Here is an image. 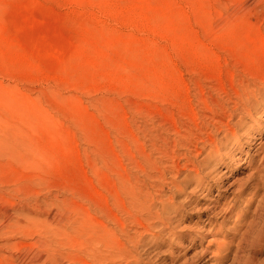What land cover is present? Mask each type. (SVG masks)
<instances>
[{
    "label": "rangeland",
    "instance_id": "374dc122",
    "mask_svg": "<svg viewBox=\"0 0 264 264\" xmlns=\"http://www.w3.org/2000/svg\"><path fill=\"white\" fill-rule=\"evenodd\" d=\"M261 79L264 0H0V264H264L211 254L264 220ZM250 87L242 150L196 189L188 141Z\"/></svg>",
    "mask_w": 264,
    "mask_h": 264
},
{
    "label": "bare ground",
    "instance_id": "6f19581e",
    "mask_svg": "<svg viewBox=\"0 0 264 264\" xmlns=\"http://www.w3.org/2000/svg\"><path fill=\"white\" fill-rule=\"evenodd\" d=\"M261 80H264V79H261ZM258 82V81H257ZM244 83V82H243ZM252 84H253V81H252ZM256 84V83H254ZM246 85V84H245ZM250 86V85H249ZM242 87V85H241ZM240 87V88H241ZM244 87V86H243ZM247 87V86H246ZM251 88L253 87H250L247 88V89H243V92L242 93H236V97H234L236 100L233 102L229 99H231V97L229 96L227 102L228 104L232 103L233 104V107H234V112L231 111V112H228V107L227 105H219L218 101V105L217 103H215L214 105L219 108L218 109V112H216L215 110L212 111V108L211 109V114L210 115H206V120L208 121V125L210 126V130L209 131H213V135H208V137H204L203 135H199V136H194L192 137L193 138V141L191 142L188 141V144L189 146L185 147V151L186 153L183 155L184 156V159H186V163L185 165L183 166V170H185L186 172H188V175L189 174H193V179L196 181V189H199L201 187V183H202V180H203V175H204V172L206 171V169L208 170V174L207 175H204V176H210V177H213L215 176L213 173V170L214 169H218L222 166H227L228 163H225L224 161V150L225 148H227L228 145H233V146H236V149L238 151H241L242 150V146L239 145V142H240V138H239V131L242 129V127L244 126V120H242L241 118H244L243 116L246 117L247 116H250V111H249V108H253L254 106V103L253 101H251V98H250V94H254L252 93L253 91L251 90ZM237 90V89H236ZM237 92V91H236ZM252 96V95H251ZM226 99V98H225ZM206 101V100H205ZM209 101H212V100H209ZM215 101V100H214ZM208 102V101H207ZM222 103V102H221ZM223 104V103H222ZM204 105V104H203ZM208 106V105H206ZM211 106V104H210ZM213 106V105H212ZM231 106V105H229ZM232 107V108H233ZM207 108V107H206ZM205 108V111L204 112H208V110H206ZM230 108V107H229ZM217 109V108H216ZM233 110V109H231ZM255 113V112H254ZM235 115L236 117L239 116L240 118L237 119V121L235 122H232V120L235 118ZM203 116V115H202ZM205 117V116H204ZM202 119V117H201ZM205 119V118H204ZM203 119V121H204ZM206 121V122H207ZM202 122V121H201ZM201 124V123H200ZM206 125V124H205ZM200 126V125H199ZM207 126V125H206ZM205 126V127H206ZM204 127V126H203ZM202 128V127H201ZM208 128V126H207ZM200 129V128H199ZM198 130V129H197ZM204 130V129H200V133L201 131ZM205 131V130H204ZM202 131V134H204L205 132L207 131ZM246 131V130H245ZM190 132H188V135L191 137L192 135L189 134ZM192 133V131H191ZM198 133V132H197ZM209 133V132H208ZM242 133V132H241ZM246 133V132H245ZM207 134V133H206ZM186 134H184L185 136ZM195 135V134H194ZM243 135V134H242ZM241 135V136H242ZM206 136V135H205ZM182 137V136H181ZM188 137V136H186ZM244 137V136H243ZM183 139V138H182ZM245 141V140H244ZM248 142V141H247ZM181 143V142H180ZM183 143V142H182ZM176 144V143H175ZM174 144V145H175ZM182 145V144H180ZM183 146H186V145H182ZM176 147V146H175ZM174 149V148H173ZM176 149V148H175ZM184 149V147H183ZM173 152V151H172ZM175 153V152H174ZM205 153L204 156H202L203 154ZM173 154V153H172ZM176 155V154H175ZM182 156V157H183ZM172 157V156H171ZM175 157V156H173ZM202 157V158H200ZM173 160V158H171ZM175 159V158H174ZM261 163H264V158H261ZM214 162V163H213ZM173 163V162H172ZM260 163V164H261ZM175 164V163H174ZM173 165V164H172ZM182 166V165H181ZM174 167V166H173ZM249 167V166H248ZM256 167V166H255ZM175 168V167H174ZM173 168V169H174ZM211 168H213L212 170H210ZM256 171H254L257 176H259V174H264V169H261V170H258L259 167L255 168ZM254 169V170H255ZM177 170V169H176ZM210 170V171H209ZM177 172V171H176ZM215 172V171H214ZM217 172V171H216ZM175 173V172H174ZM254 173V175H255ZM190 176V175H189ZM188 176V177H189ZM175 177V176H173ZM186 177V176H185ZM191 178V177H190ZM214 178V177H213ZM257 178V177H256ZM259 178V177H258ZM176 179V178H175ZM219 179V178H218ZM174 180V179H173ZM186 180V179H185ZM251 180V179H250ZM187 181V180H186ZM186 181L185 183L183 184V186L185 187V184H186ZM188 181H191V179H189ZM192 182V181H191ZM194 183V182H193ZM173 185H174V188L175 189H178V191H181L182 192V188L180 186L177 185L176 181L174 180L173 181ZM192 185V184H191ZM187 186V185H186ZM190 186V185H189ZM195 186V185H194ZM195 188V187H194ZM260 188V187H259ZM174 189V190H175ZM185 189V188H184ZM194 189V190H196ZM202 189V188H201ZM206 190V189H205ZM226 190V189H224ZM257 190V189H256ZM173 191V189H172ZM210 192V191H209ZM175 193V191L173 192ZM172 193V194H173ZM236 193H242L241 190H239L238 192ZM181 194V193H180ZM174 195V194H173ZM220 195V194H219ZM260 197V196H259ZM173 198V197H172ZM220 198V197H219ZM222 198V197H221ZM221 200V199H220ZM260 200V199H259ZM173 201V200H172ZM170 203H173L171 202V200L169 201ZM238 202V201H237ZM174 204V203H173ZM260 204V203H258ZM163 206V205H162ZM172 206V204L170 205ZM174 206V205H173ZM232 206V205H231ZM223 207V206H222ZM233 207V206H232ZM179 208V207H178ZM177 208V209H178ZM225 208V207H223ZM211 209V208H210ZM174 210V209H173ZM222 211H220L219 213H212L216 216L220 215V214H226L227 213V210L226 209H221ZM171 210L169 209V206H163L162 207V215H164L165 217L162 218V217H158V219L161 221L160 223L162 224V226H160V231L162 232L165 228H168V226L166 227V220H169V215L172 214L170 212ZM178 211V210H177ZM176 211V212H177ZM217 211V210H215ZM230 211V210H229ZM233 211V210H232ZM235 211V210H234ZM260 211L262 212V215H264V207H262L260 209ZM182 212V211H181ZM218 212V211H217ZM245 212V211H244ZM257 212V211H256ZM183 213V212H182ZM248 213V212H247ZM246 214V213H245ZM256 214V213H255ZM174 215V214H173ZM213 215V216H214ZM227 215H230V214H227ZM211 216V215H210ZM216 216L215 217H212V218H215L216 219ZM219 217V216H218ZM217 217V218H218ZM225 217L226 215L223 217V219L225 220ZM212 218H209V220L211 221ZM227 218V217H226ZM241 218H243V213H242V216L239 215L238 217V223H240L239 221L241 220ZM222 219V220H223ZM244 220V218H243ZM246 220V219H245ZM170 221V220H169ZM217 221V220H216ZM242 221V220H241ZM247 221V220H246ZM244 222V226H248L247 230H243L242 231V228L240 229L239 231V226L237 227L236 231L235 232H239L237 233H234L233 237L230 239V241L228 240L227 242H225L222 238L223 241H220L218 240V243H216L217 245L216 246V250L214 252H210L214 257H215V260L216 262H220L222 257L225 256V251H228V249L230 248V246L233 244V241L239 239V242L237 245V248L240 249L241 247L244 246V241L248 240L250 243H248V246L251 247V248H257V247H262L264 246V220H262V225H258L257 226L259 227L258 229H255L254 233H253V236L250 235V232L251 230H254L252 229L253 227L251 226L252 223H254V221H251V222H248L249 224H247V222ZM224 222V221H223ZM140 224V223H139ZM225 224V223H224ZM141 225V224H140ZM208 225V224H207ZM214 225V224H213ZM212 225V226H213ZM223 226V225H222ZM237 226V225H236ZM241 226V225H240ZM151 229L155 228L154 226H150ZM159 228V227H158ZM208 228V227H207ZM222 228V227H221ZM228 228V227H227ZM232 228V227H231ZM157 229V228H156ZM203 229V227H202ZM220 229V228H219ZM235 229V228H234ZM228 230V229H227ZM157 231V230H156ZM204 231V230H203ZM229 231V230H228ZM215 232V231H214ZM212 233V232H211ZM216 233V232H215ZM143 234H151L150 233V230H148L146 227L144 226H140V230L138 231V235H139V244H142L143 243ZM205 234V233H204ZM208 234V232H207ZM214 234V233H213ZM221 234V233H220ZM219 234V235H220ZM158 235V234H157ZM232 235V234H231ZM215 236V235H214ZM218 237V236H217ZM224 237V235H223ZM228 237V236H227ZM230 237V236H229ZM238 237V238H237ZM225 238V237H224ZM214 239V238H213ZM212 239V241H213ZM227 239V238H226ZM203 239H201L202 241ZM216 240V239H214ZM200 241V240H199ZM211 241V240H210ZM211 241V242H212ZM247 241V242H248ZM215 242V241H214ZM212 242V243H214ZM203 243V242H202ZM211 243V244H212ZM209 244V243H208ZM206 244V245H208ZM210 245V244H209ZM196 246V244H195ZM206 247V246H205ZM204 247V248H205ZM201 248V247H200ZM206 248H209V247H206ZM205 248V249H206ZM203 250V249H202ZM207 251V250H206ZM238 251V250H237ZM243 251V250H242ZM247 251V250H246ZM204 252V251H203ZM236 252V251H234ZM205 253V252H204ZM203 254V253H202ZM246 254V253H245ZM233 255V254H232ZM202 256V255H201ZM203 257V256H202ZM136 260H137V263H139L141 261V254H140V251H136V256H135ZM134 258V259H135ZM196 258V257H195ZM248 259V258H247ZM193 260H196V259H193ZM249 260V259H248ZM198 261V259L196 260ZM195 262V261H194ZM193 262V263H194ZM252 262V261H251ZM136 263V264H137ZM192 263V262H191ZM187 264V263H186ZM189 264V262H188ZM242 264V263H241Z\"/></svg>",
    "mask_w": 264,
    "mask_h": 264
}]
</instances>
